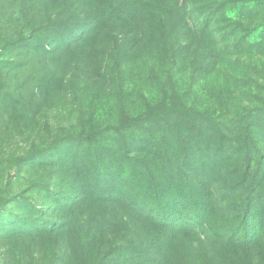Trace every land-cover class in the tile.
<instances>
[{
	"label": "rangeland",
	"instance_id": "374dc122",
	"mask_svg": "<svg viewBox=\"0 0 264 264\" xmlns=\"http://www.w3.org/2000/svg\"><path fill=\"white\" fill-rule=\"evenodd\" d=\"M173 1L0 0V264H264V111L197 121L246 98Z\"/></svg>",
	"mask_w": 264,
	"mask_h": 264
},
{
	"label": "trees",
	"instance_id": "16d2710c",
	"mask_svg": "<svg viewBox=\"0 0 264 264\" xmlns=\"http://www.w3.org/2000/svg\"><path fill=\"white\" fill-rule=\"evenodd\" d=\"M185 6L192 7L197 17L191 19L183 12V6L173 1L167 5V20L171 23L167 26L179 30L185 41L194 37L207 42V52L197 57L195 71L217 66L218 73L229 84L228 95L246 98L243 105L230 109L220 106L219 112L198 117L201 125L211 123L212 128L216 127L223 139L222 131H243L246 122L264 111V86L259 82L264 78V0H190ZM245 158L252 165L256 157Z\"/></svg>",
	"mask_w": 264,
	"mask_h": 264
}]
</instances>
